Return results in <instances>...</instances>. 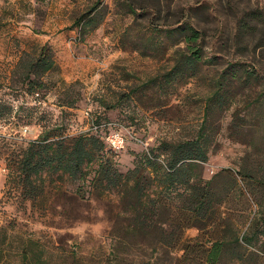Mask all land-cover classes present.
Segmentation results:
<instances>
[{"label":"rangeland","instance_id":"374dc122","mask_svg":"<svg viewBox=\"0 0 264 264\" xmlns=\"http://www.w3.org/2000/svg\"><path fill=\"white\" fill-rule=\"evenodd\" d=\"M223 24L219 36L214 22L200 23L207 59L192 70L176 63L172 41L124 0H0V136L14 145L68 141L92 122L108 123L102 134L119 131L124 146L101 154L124 173L140 154H167L163 142L201 133L206 160L196 170L204 180L222 170L234 176L217 177L214 186L228 191L223 199L234 215L224 226L236 228L238 186L247 187L245 214L254 215V202L264 206V43L233 46L232 18ZM42 46L53 67L31 88L20 72ZM246 165L249 179L237 173ZM85 170L82 179L43 172L30 200L6 179L0 160L1 264H140V233L126 229L131 199L91 184L93 166ZM198 232L189 227L184 237ZM254 247L243 264H264V236ZM153 256L155 264H207L200 252L184 255L180 247ZM222 260L230 264L229 255Z\"/></svg>","mask_w":264,"mask_h":264},{"label":"trees","instance_id":"16d2710c","mask_svg":"<svg viewBox=\"0 0 264 264\" xmlns=\"http://www.w3.org/2000/svg\"><path fill=\"white\" fill-rule=\"evenodd\" d=\"M124 2L130 13L140 11V16L146 17L147 27L163 32L176 46V63L187 64L192 70L207 59L203 51L207 28H203L201 22H214L213 31L221 36L224 18L231 17L233 30L227 35L231 45H248L254 40L264 43V0ZM52 67L53 60L42 46L37 56L23 66L22 82L27 80L31 88H38L40 82L36 78ZM253 69L249 71L253 73ZM31 94L39 96L40 91L34 90ZM201 136L200 133L195 139L177 143L163 142L167 154H140L136 164L124 173L114 168L106 154H101L103 148L114 151L93 131L78 134L68 141L40 139L17 142V146L9 138L0 136V160L4 162L6 179L14 182L30 200L41 191L37 186L43 181V172L60 171L71 178L82 179L87 174L85 167L93 166L91 184L114 188L123 198L131 199L126 229L140 233V264H155L154 254L177 247L184 255L200 252L207 264H226L222 260L224 255H229L230 264H243L248 257L245 253L254 254L255 242L264 236V206L254 202L257 207L254 215L245 214L251 209L247 187L238 186L237 213L242 219L236 228H230L231 222L224 226L234 215L227 205L229 193L218 192L214 185L217 177L227 175L234 179V176L222 170L208 180L200 177L197 162L206 160L203 144L199 141ZM237 173L242 178L251 177L247 165ZM259 183L264 186V177ZM189 227H196L199 232L186 239L184 230ZM145 255L148 256L141 258Z\"/></svg>","mask_w":264,"mask_h":264},{"label":"built area","instance_id":"2783aa9c","mask_svg":"<svg viewBox=\"0 0 264 264\" xmlns=\"http://www.w3.org/2000/svg\"><path fill=\"white\" fill-rule=\"evenodd\" d=\"M109 126V124H100V123H91L90 131L97 132L101 134V138L107 143V145L113 150L118 151L124 146V136L115 129L107 130V132H103L102 129ZM109 128V127H108Z\"/></svg>","mask_w":264,"mask_h":264}]
</instances>
